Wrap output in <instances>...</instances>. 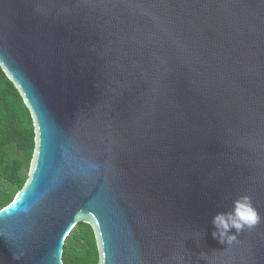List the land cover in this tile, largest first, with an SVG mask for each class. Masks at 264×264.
Instances as JSON below:
<instances>
[{
	"label": "water",
	"instance_id": "95a60500",
	"mask_svg": "<svg viewBox=\"0 0 264 264\" xmlns=\"http://www.w3.org/2000/svg\"><path fill=\"white\" fill-rule=\"evenodd\" d=\"M0 67L35 133L0 264H65L80 221L97 264H264V219L211 235L264 218V0H0Z\"/></svg>",
	"mask_w": 264,
	"mask_h": 264
},
{
	"label": "trees",
	"instance_id": "16d2710c",
	"mask_svg": "<svg viewBox=\"0 0 264 264\" xmlns=\"http://www.w3.org/2000/svg\"><path fill=\"white\" fill-rule=\"evenodd\" d=\"M34 123L23 98L0 67V208L9 203L28 177L35 149ZM65 264H97V244L89 222H78L66 236Z\"/></svg>",
	"mask_w": 264,
	"mask_h": 264
},
{
	"label": "clouds",
	"instance_id": "9594fccd",
	"mask_svg": "<svg viewBox=\"0 0 264 264\" xmlns=\"http://www.w3.org/2000/svg\"><path fill=\"white\" fill-rule=\"evenodd\" d=\"M262 219L252 203V197L243 193L233 198L230 209L213 215L211 222L214 230L211 235L220 243L231 244L242 231L254 228ZM13 258L19 260L20 256L14 253Z\"/></svg>",
	"mask_w": 264,
	"mask_h": 264
}]
</instances>
